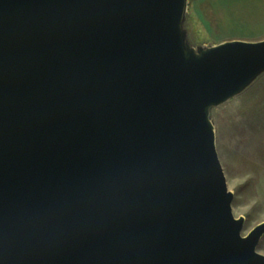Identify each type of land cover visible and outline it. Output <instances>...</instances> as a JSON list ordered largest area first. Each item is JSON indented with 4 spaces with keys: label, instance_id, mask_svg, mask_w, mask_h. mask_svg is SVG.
<instances>
[{
    "label": "water",
    "instance_id": "water-1",
    "mask_svg": "<svg viewBox=\"0 0 264 264\" xmlns=\"http://www.w3.org/2000/svg\"><path fill=\"white\" fill-rule=\"evenodd\" d=\"M171 1L0 0V264H264L205 116L264 40L186 70Z\"/></svg>",
    "mask_w": 264,
    "mask_h": 264
},
{
    "label": "rangeland",
    "instance_id": "rangeland-1",
    "mask_svg": "<svg viewBox=\"0 0 264 264\" xmlns=\"http://www.w3.org/2000/svg\"><path fill=\"white\" fill-rule=\"evenodd\" d=\"M180 29L188 58L229 42L263 41L264 0H186ZM205 116L232 196V215L242 221L245 237L264 223V69L208 107ZM255 250L264 256V234Z\"/></svg>",
    "mask_w": 264,
    "mask_h": 264
},
{
    "label": "bare ground",
    "instance_id": "bare-ground-1",
    "mask_svg": "<svg viewBox=\"0 0 264 264\" xmlns=\"http://www.w3.org/2000/svg\"><path fill=\"white\" fill-rule=\"evenodd\" d=\"M185 5H186V0H172L171 1L168 28L170 26V28L173 31V38H175V40H176V50H177V56H178L179 63H180L182 68L188 70V69L196 66L198 63H200L209 53H211L216 48H213V49L203 53L199 57H195L193 59L186 58L185 51L181 46L182 44H181L180 35H179V31L181 30L179 28V23H180V20L182 18V15L184 14ZM238 88H239V85L237 87H235L233 90H231L229 93H227L225 96L216 98V100L208 103L207 107L211 106L209 104L220 102V100L222 98L233 94V92L236 91ZM207 125H208V128H211L212 132L214 133L213 127L210 125L209 121L207 122Z\"/></svg>",
    "mask_w": 264,
    "mask_h": 264
}]
</instances>
